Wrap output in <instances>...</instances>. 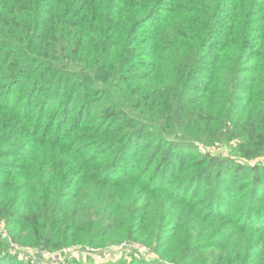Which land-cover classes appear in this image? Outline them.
<instances>
[{"label": "trees", "instance_id": "trees-1", "mask_svg": "<svg viewBox=\"0 0 264 264\" xmlns=\"http://www.w3.org/2000/svg\"><path fill=\"white\" fill-rule=\"evenodd\" d=\"M216 134L264 158V0H0V158L29 140L39 158L31 183L0 182L14 246L145 230L134 240L170 263L260 264L264 168L208 153L184 166ZM140 163L149 178L129 171ZM230 191L235 227L216 236Z\"/></svg>", "mask_w": 264, "mask_h": 264}, {"label": "rangeland", "instance_id": "rangeland-1", "mask_svg": "<svg viewBox=\"0 0 264 264\" xmlns=\"http://www.w3.org/2000/svg\"><path fill=\"white\" fill-rule=\"evenodd\" d=\"M144 71V70H143ZM142 72V71H141ZM77 131V130H75ZM75 131L73 132L75 134ZM90 135H93V132H89ZM88 139V138H87ZM238 139L231 137H219L217 134L213 141H208L206 143H197L198 152L185 160L184 166L186 168L195 171L199 169V167L203 164L204 155L212 154L219 157H230L231 159H236L237 162L243 164H257L264 168V158H256L251 160L242 159L238 154ZM32 145V140H29V143L26 145H22L21 147L15 148V153L11 156H2L0 158V182L3 181L2 184L12 183L19 181L20 185L27 182L31 183L33 180L31 175L28 174V158L30 155L33 157V164L39 165V158H34L35 153H37V146L33 149L29 146ZM97 163V162H93ZM133 166L129 168L132 175H140L145 171L144 167ZM189 165V166H188ZM188 166V167H187ZM25 169V171H24ZM150 170L144 172L142 175L143 178H149ZM21 175L20 179H15L16 176ZM26 177V178H25ZM23 179H26L25 181ZM34 181V180H33ZM155 181H153L154 183ZM60 183V182H59ZM71 182L69 178L63 179L62 183H60L61 188L63 190V194L68 198L71 196L72 191H76V188L79 186L78 184L75 187L71 186ZM138 185V184H136ZM140 186V185H138ZM199 187V186H198ZM231 189L232 186H231ZM245 191V190H243ZM189 194V193H188ZM200 195V194H199ZM198 195V197H199ZM240 195V193H239ZM239 195L235 194V192L230 191V197L228 206L229 214L227 216H222L219 218V221L225 223V228H222L216 236L223 235L229 232L231 229L235 227L234 223H231L236 215V211L238 209L232 208L234 204H237L236 201H239ZM29 194L25 195V198H28ZM243 200V197H242ZM224 221V222H223ZM145 230L134 234L130 239L120 238V239H112L113 236L107 235L96 243L94 247H83L81 244H76L72 246L64 247L55 252H46L35 250L29 247H24L21 245L14 246V241H11L10 236V228L5 225L4 222H0V264H16L13 260H6L2 258V252L5 249L9 250L13 256L16 254L18 257L17 261L26 263V264H74L73 262L78 259L79 264H111L112 261L128 263V260L133 259L139 261H145L146 264H176L170 263L168 261L162 260L159 253L152 248L153 246L147 243H143L142 241H135L134 238L138 237V235L144 234ZM25 234V231L22 232ZM174 234L173 225L170 223H166L165 226L161 230V235L165 238L172 237ZM112 239V240H111ZM124 243V245H122ZM145 246L146 249L139 247L137 245ZM260 259V264H264V257L260 254H257L256 261ZM126 260V261H124ZM133 264H135L133 262Z\"/></svg>", "mask_w": 264, "mask_h": 264}, {"label": "built area", "instance_id": "built-area-1", "mask_svg": "<svg viewBox=\"0 0 264 264\" xmlns=\"http://www.w3.org/2000/svg\"><path fill=\"white\" fill-rule=\"evenodd\" d=\"M122 245H124V243ZM135 245H137V244H135ZM137 246L142 247L143 249H146L145 246H141V245H137Z\"/></svg>", "mask_w": 264, "mask_h": 264}]
</instances>
